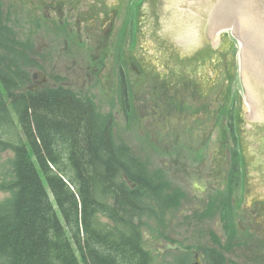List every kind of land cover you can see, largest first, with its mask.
<instances>
[{"label":"rangeland","instance_id":"374dc122","mask_svg":"<svg viewBox=\"0 0 264 264\" xmlns=\"http://www.w3.org/2000/svg\"><path fill=\"white\" fill-rule=\"evenodd\" d=\"M50 1L0 0V20L8 42H25L27 48L31 42L30 58L35 63L30 68L21 66L27 69L29 81L18 87L17 82L9 91L0 85V203L12 195L3 189L12 179L14 159L13 151L5 146L25 143L16 102L39 81L38 71L49 82L44 91L65 89L80 102L90 103L101 125L111 126L112 142L127 147L154 184L165 183L168 193L179 195L177 204L166 211L163 204L145 198L142 206L156 213L137 212L144 248L154 256L153 264H179L181 260L184 264H213L207 256L211 250L221 253L223 264H264V190L243 141L251 133L243 136L244 71L239 41L232 38L225 53L216 49L203 59L180 57L179 50L163 40L157 1L131 0L136 4L131 10L132 41H117L116 47L123 52L118 67L126 64L131 71L144 67L152 78L162 80L168 96L185 78L191 80L194 96L185 100V108L191 106L198 119L204 120L207 114L213 123L207 131L194 130L196 136L191 138L188 132L184 138L185 127H171L172 121L169 125L171 115L157 123L149 116L144 118L147 107L140 103L137 92L129 90L132 112L123 118L119 93L111 92L114 64L112 67L113 61L105 53L111 46L107 43L100 48L98 40L110 32L113 9L117 19L130 22L125 13L129 0H52L59 5L52 3L54 9L48 10L45 6ZM118 25L117 20L114 27ZM180 73L188 75L182 79ZM140 81L151 115L157 110L153 99H159L161 111L165 103L174 104L163 98V87L146 74ZM189 90L192 92L191 87ZM157 124L164 137L155 134ZM166 129H171L170 136ZM194 175L206 186L203 194L192 190ZM100 221L109 223L102 216ZM167 243L182 250H162L160 246Z\"/></svg>","mask_w":264,"mask_h":264},{"label":"trees","instance_id":"16d2710c","mask_svg":"<svg viewBox=\"0 0 264 264\" xmlns=\"http://www.w3.org/2000/svg\"><path fill=\"white\" fill-rule=\"evenodd\" d=\"M0 34V85L9 91L29 81L21 66H35L32 43L27 51L25 42H8L1 20ZM16 104L25 143L5 146L14 159L12 179L3 186L12 195L0 203V261L153 264L137 212L156 213L142 206L145 198L166 211L179 195L168 193L165 183L154 184L128 148L112 142L111 128L101 125L92 105L67 90L29 91ZM217 253L207 256L223 264Z\"/></svg>","mask_w":264,"mask_h":264},{"label":"water","instance_id":"95a60500","mask_svg":"<svg viewBox=\"0 0 264 264\" xmlns=\"http://www.w3.org/2000/svg\"><path fill=\"white\" fill-rule=\"evenodd\" d=\"M156 1L163 40L175 48L176 42L201 49L209 45L208 56L220 48V36L226 35L225 31L219 37L215 33L236 24L234 36L242 43L244 53L243 136L251 133L249 140L243 141L264 190V0ZM189 34L191 38L184 37ZM232 38L230 34L229 40ZM194 55L191 57L203 56ZM162 250L180 247L167 244Z\"/></svg>","mask_w":264,"mask_h":264},{"label":"flooded vegetation","instance_id":"af4514ba","mask_svg":"<svg viewBox=\"0 0 264 264\" xmlns=\"http://www.w3.org/2000/svg\"><path fill=\"white\" fill-rule=\"evenodd\" d=\"M55 4L52 0L48 3V5H46L45 7L48 10H53L54 9V5ZM125 13L128 14V20H130V22H128L127 20L122 21L121 19H117V14L116 13V9H113L111 11L112 16V25H111V29L110 32L108 34H106L105 36L101 37L99 39L100 36H98V42H100L101 46L106 45L107 43H110L111 49L110 51L105 52L107 55H109L113 61L112 63V67L114 64V74H115V78H114V85H112L111 87V92H115V93H119V97L121 98V112H122V116L123 118L127 119L130 117L131 115V103H130V91L132 92H137V95L140 97L139 101L142 105H144L145 107H147L144 118L148 117L151 118L150 121L156 122L157 120H160L161 118L166 119L167 120V115H171V119H169V125H170V121L171 122V127L174 126L175 128L181 129L183 127H185V130L183 129L184 133L187 134H183V137L185 138L189 133L190 136L192 138V136H196L197 133L194 132V130H199V131H207V129L211 128V125L213 122L210 121V119L208 118V115L206 114V118L203 119H198L196 118V116H193L191 111H190V107L188 106L185 108L186 103L185 100H191L194 96V85L191 82V80L189 79V82L186 80V78L184 79V76L188 75L186 73H184L185 75H183V73H180L179 76L180 78L184 79L180 84L178 83V88L177 91H172V97L169 95L168 96V90L167 88H165V84L162 82L161 79H157L155 80L154 78H152L151 73L149 72H145L144 71V67H133L132 71L130 69H128L129 67L122 65L121 68H119V64L121 61V56L123 55L122 53H120L119 49L116 47V43L117 41H122V40H127L129 39L130 41H132V31H133V21H132V12H131V0L125 1ZM135 4V3H134ZM55 5H59V3L57 2ZM83 6V4H82ZM130 8V9H129ZM130 11V13H129ZM118 20V27H114L115 23ZM224 31L220 30L219 32L215 33V35L217 37L220 36V32ZM79 32V31H78ZM114 32V36L112 37V33ZM80 33V32H79ZM89 35V34H88ZM221 43H220V48L218 49V51L220 53H223L225 50H229L231 48V44L230 42L227 41V36L226 35H221ZM93 38H96V36H93ZM190 43V42H189ZM202 44V42H200ZM174 45L176 46V48L179 50L178 55L180 57H185V58H192V54L195 53V55H203L200 56V58H204V56H207V51H210L211 48H209V45H206V47L208 48H204L201 49V46L194 45V44H187V43H179L176 42L174 43ZM182 47H186V48H182ZM223 50V51H222ZM126 52V50L124 51ZM194 55V56H195ZM197 58V57H193ZM187 70V68H185ZM189 73V71H188ZM38 75L39 77V81H37L35 83V85L33 84V86L30 88V92L32 93H40L42 91H44L43 89H45V87L49 84V82L47 81L46 77L44 76V74L39 73L38 71L35 73ZM146 74V78L149 79L150 81H153L156 85H161L163 87V92H161L163 98L167 99V100H173L174 104L172 103H165L166 104V108L165 110L161 111L158 109L157 105H158V100L153 99L155 103H153L155 109V113L154 114H150L149 109H148V104L149 101L147 100V97H144L143 95V91H142V83L140 81V78H143ZM174 75V74H173ZM183 75V76H181ZM177 77V76H176ZM175 77V78H176ZM187 77V76H186ZM189 77V76H188ZM193 86V87H192ZM180 87V88H179ZM192 88V92L189 90V88ZM130 90V91H129ZM151 105V103H150ZM195 108L197 107V105L194 106ZM159 114H163V116L161 117ZM198 123V125H195V123ZM156 131L155 134H157L159 137H164V133L159 131V127L158 124L156 125ZM110 127L111 126L108 124V126L106 125L105 128ZM171 130V129H170ZM170 130L166 129V134L168 136H170ZM189 132V133H188ZM227 132V131H226ZM175 137V136H174ZM182 136H177V138H181ZM114 143L117 144V142L114 140ZM200 146V145H199ZM203 147V146H202ZM202 147H198V151L203 152V148ZM130 186V185H129ZM192 190L193 192L197 193L198 195L203 194L205 192L206 186L204 185V182L202 181V178L199 176H193L192 177ZM163 245L160 246V248H162ZM197 258H194V261L197 263Z\"/></svg>","mask_w":264,"mask_h":264},{"label":"bare ground","instance_id":"6f19581e","mask_svg":"<svg viewBox=\"0 0 264 264\" xmlns=\"http://www.w3.org/2000/svg\"><path fill=\"white\" fill-rule=\"evenodd\" d=\"M240 46L242 47V43L240 42ZM243 49V48H242ZM243 56V60H244V53H240V55H239V59H240V62H241V57Z\"/></svg>","mask_w":264,"mask_h":264}]
</instances>
